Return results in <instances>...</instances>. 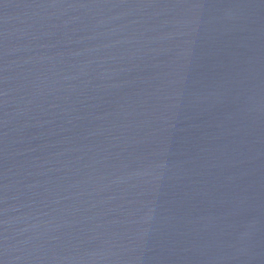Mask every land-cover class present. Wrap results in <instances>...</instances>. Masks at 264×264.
<instances>
[{
    "label": "water",
    "instance_id": "95a60500",
    "mask_svg": "<svg viewBox=\"0 0 264 264\" xmlns=\"http://www.w3.org/2000/svg\"><path fill=\"white\" fill-rule=\"evenodd\" d=\"M0 264H264V0H0Z\"/></svg>",
    "mask_w": 264,
    "mask_h": 264
}]
</instances>
